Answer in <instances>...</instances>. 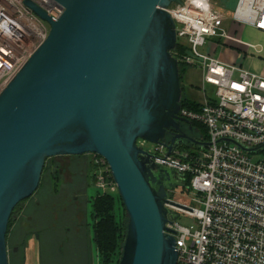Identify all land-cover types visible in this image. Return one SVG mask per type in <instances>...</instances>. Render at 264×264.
<instances>
[{
  "label": "water",
  "instance_id": "95a60500",
  "mask_svg": "<svg viewBox=\"0 0 264 264\" xmlns=\"http://www.w3.org/2000/svg\"><path fill=\"white\" fill-rule=\"evenodd\" d=\"M45 41L0 93V264H9L8 224L14 208L39 186L45 162L95 152L108 162L128 218L118 264H177L175 229L167 223L173 170L137 143L181 140L180 65L175 21L168 7L181 0H56ZM175 130L168 138V130ZM237 143L232 139H226Z\"/></svg>",
  "mask_w": 264,
  "mask_h": 264
},
{
  "label": "built area",
  "instance_id": "2783aa9c",
  "mask_svg": "<svg viewBox=\"0 0 264 264\" xmlns=\"http://www.w3.org/2000/svg\"><path fill=\"white\" fill-rule=\"evenodd\" d=\"M32 1L53 19L63 14L64 7L56 0ZM168 10L176 25L172 53L179 65L200 70L202 83L215 88L214 95L204 89L198 108L181 106L179 112L202 125L204 134L197 138L209 145L193 148L178 143L168 154L164 141L148 150L183 184L190 179L188 203L182 202L186 207L166 204L173 220L167 226L177 231V264H264V74L219 57L220 49L229 45L261 52L262 44L243 40L240 29L246 25L264 32V0H238L230 27L223 24L229 17L214 0H181ZM49 30L50 24L25 0H0V93ZM86 155L93 167L94 194L113 195L124 208L107 160L95 152ZM172 199L176 200L173 194ZM181 213L194 223L175 221Z\"/></svg>",
  "mask_w": 264,
  "mask_h": 264
},
{
  "label": "rangeland",
  "instance_id": "374dc122",
  "mask_svg": "<svg viewBox=\"0 0 264 264\" xmlns=\"http://www.w3.org/2000/svg\"><path fill=\"white\" fill-rule=\"evenodd\" d=\"M223 24L229 27V20H225ZM180 41H184V39L181 38ZM189 70H192L190 72L191 79L187 80L185 74ZM185 74L181 81L183 94L187 95L189 89H194L197 94H189V96L200 98L199 95L205 89L208 95H214L215 88L202 83L198 69L188 67ZM199 134H204V130H200ZM139 140L140 143L143 142L145 149L154 150L155 143ZM262 157L264 158V152H262ZM85 159V156L58 155L46 161V171L42 173L39 190L23 200L11 216L6 235L11 264H19L12 254V246L19 228L17 221L25 207L26 221L31 217L30 223H28L31 231H34L35 235L38 236H36L35 241H30L29 248L25 249L26 257L23 264H101L93 241L94 217L90 212V196L95 193V187L90 176L93 167L88 165ZM55 167L63 169V173L57 182L58 192L48 189L50 182L54 181V179L51 181L50 171ZM73 180L75 181L74 184H68ZM77 190L85 191L87 197L84 199V213L80 211L81 208L77 207L79 203L74 201L76 197H72V193L76 194ZM174 191L176 194L173 196L177 201L188 203L185 189L174 186ZM115 213L117 217L118 215L124 219L127 217L125 208L121 206L120 209L119 202L116 204ZM175 221L186 226L194 223L192 217L183 213L176 215ZM37 237L42 239L41 242H38ZM120 256H117L118 260Z\"/></svg>",
  "mask_w": 264,
  "mask_h": 264
},
{
  "label": "trees",
  "instance_id": "16d2710c",
  "mask_svg": "<svg viewBox=\"0 0 264 264\" xmlns=\"http://www.w3.org/2000/svg\"><path fill=\"white\" fill-rule=\"evenodd\" d=\"M187 68L188 67L182 64L180 65L181 81H182V78ZM181 106H187V107L195 109V108H198L200 104L197 100L191 99L187 97L186 94H183L181 97ZM193 124L199 127L200 129L202 128V125L196 122H193ZM187 147L194 148V145H190ZM78 156L86 157L85 154L78 155ZM48 159L46 161H48ZM85 162L87 163V159L85 160ZM45 171H46V162H45V166H44L42 173H44ZM50 173H51V177H50L51 181L53 179L54 181H52V183L50 182V184L48 185V189L58 192L57 182L59 181V178H60L59 168L55 167L54 169H51ZM189 180H190L189 177H187L184 181V184H183L184 186L182 187L183 189H185L186 192L188 190L187 186L189 184ZM39 188L40 186L36 190L38 191ZM90 201H91V211L90 212H91V215L94 217L93 225H92V235H93L94 245L97 249L99 260L101 261V264H118L119 260L117 259V256L121 255L122 253V246H123L125 236H126V231H127L128 218L126 217L124 219V217H122L121 215L120 216L118 215L117 217L115 213L116 199H115V196L113 195L94 194L93 196L91 195ZM20 203H18L17 206ZM14 210L12 214L14 213ZM9 225H10V221H9L8 227Z\"/></svg>",
  "mask_w": 264,
  "mask_h": 264
},
{
  "label": "crops",
  "instance_id": "0c3cea01",
  "mask_svg": "<svg viewBox=\"0 0 264 264\" xmlns=\"http://www.w3.org/2000/svg\"><path fill=\"white\" fill-rule=\"evenodd\" d=\"M217 7L220 8L225 14L229 17V27L231 25V19L230 16L232 15L238 0H214ZM241 38L247 42L257 44H262V50L259 54H256L253 49L251 48H245L241 46H228L229 48L227 50L220 49L219 51V57L221 60L225 62H236L242 64L247 69L264 74V32L258 31L255 28L251 26H242L240 29ZM193 70V69H192ZM192 70H189L186 72V78L187 80L191 79L190 72ZM200 79H201V71L198 70ZM184 77V76H183ZM193 83V82H191ZM194 85V84H193ZM192 85V87H193ZM189 94L194 95L197 94V91L194 89H189L187 91V97L197 100L198 102H201L203 100V95H199L200 98H194L189 96Z\"/></svg>",
  "mask_w": 264,
  "mask_h": 264
},
{
  "label": "flooded vegetation",
  "instance_id": "af4514ba",
  "mask_svg": "<svg viewBox=\"0 0 264 264\" xmlns=\"http://www.w3.org/2000/svg\"><path fill=\"white\" fill-rule=\"evenodd\" d=\"M181 118H184V117H181ZM181 123H182V126H181L182 132L187 133L188 135H193L195 137H198L200 130H203V129H200L199 127L195 126L194 124H193V129L190 130V127L187 123H185V122H181ZM174 133H176L175 130L170 128L168 130V133H167L168 138H170ZM179 143H185L187 146L192 145L188 140H181ZM75 156H78V155H75ZM86 159H87V164L89 165L87 155H86ZM59 172H60V176H61L63 173V169L59 168ZM73 182H75V181L73 180V181H71V183H68V184H74ZM179 187H182V186H179ZM170 191H171V194H175L174 187ZM72 197H76V199L74 201L79 203L77 207L81 208L80 211H82L84 213V210H85L84 199L85 198L87 199L85 191L82 192L81 190H77L76 194L72 193ZM25 208L23 209L22 214H21V216H19V220L17 221V224H19V228L17 230V235H16L17 237L14 239V244L12 246V254L14 255V259L18 260L17 263H19V264L24 263V260L26 257L25 256L26 255L25 249L29 248V242L35 241L36 236H38V235H35L34 231H31L30 224H29L31 217L28 219V221H26V217L24 216V214H25L24 212L26 210ZM37 239H39V237H37ZM41 240L42 239H39L38 242H41ZM8 258H9V264H11V259L9 257V254H8Z\"/></svg>",
  "mask_w": 264,
  "mask_h": 264
}]
</instances>
